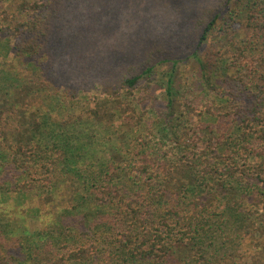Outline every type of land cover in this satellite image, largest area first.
Returning <instances> with one entry per match:
<instances>
[{"label": "trees", "instance_id": "obj_1", "mask_svg": "<svg viewBox=\"0 0 264 264\" xmlns=\"http://www.w3.org/2000/svg\"><path fill=\"white\" fill-rule=\"evenodd\" d=\"M214 3L187 58L212 97L200 112L182 111L176 97L182 59L161 62L162 107L151 91L121 99L119 86L160 80L153 53L83 109L78 91L56 80L64 0L0 11V49L13 38L16 62L0 66V197L37 202L25 212L41 220L35 233L0 224V264H229L252 204L264 219V0ZM223 20L234 47L226 52L250 60L235 78L233 64L199 52Z\"/></svg>", "mask_w": 264, "mask_h": 264}, {"label": "rangeland", "instance_id": "obj_2", "mask_svg": "<svg viewBox=\"0 0 264 264\" xmlns=\"http://www.w3.org/2000/svg\"><path fill=\"white\" fill-rule=\"evenodd\" d=\"M22 1L1 0L0 11L17 14L18 5ZM215 1L64 0L65 9L61 17L64 30L61 27L58 31L62 39L55 49L58 58H62L56 74L61 90L66 87L76 89L83 102V109L93 108L97 99L105 96L103 93L107 88L114 90L118 87L119 78L139 74L153 53L156 57L153 64L157 65L160 80L150 82L149 87L141 84L130 92L119 86L121 99L128 104L151 91V94L157 96L158 106L162 107L166 101L164 78L169 65L161 62L166 58L182 59L183 62L178 66L176 94L182 105L181 110L186 112L188 105L193 111L205 110L206 102H210L212 97L204 98L206 88L200 81L201 73L196 62L187 58L200 43L202 25L196 26V22L205 18L204 9L211 10ZM221 23L209 33L199 52L209 58L214 55H217V59L223 57L227 63L233 64L234 68L229 75L235 78L238 68L245 70L244 65L250 64V60L237 61L232 53L226 52L233 51L234 47L225 36L228 31L225 20ZM7 24L0 17V28ZM80 27L90 31H80ZM13 43L12 38L0 49V66L16 64L9 47ZM145 116L151 119L154 110L151 109ZM115 129H119L118 123ZM36 204L15 192L9 193L0 200V224L9 226L11 230L26 229L35 233L41 226V220L38 213H28L25 209ZM258 208L261 213V207ZM222 210H225V206ZM249 210L253 217L247 222V227L251 226V229L248 235L245 231L242 233L243 240L241 235L229 244V264H264V219L258 218L259 214L255 212L253 204Z\"/></svg>", "mask_w": 264, "mask_h": 264}]
</instances>
